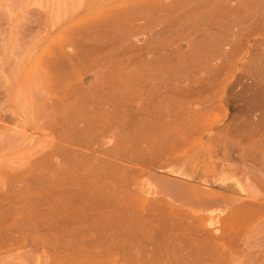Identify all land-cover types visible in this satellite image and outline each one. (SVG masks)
Here are the masks:
<instances>
[{
  "label": "rangeland",
  "instance_id": "1",
  "mask_svg": "<svg viewBox=\"0 0 264 264\" xmlns=\"http://www.w3.org/2000/svg\"><path fill=\"white\" fill-rule=\"evenodd\" d=\"M247 5L0 0V264H264Z\"/></svg>",
  "mask_w": 264,
  "mask_h": 264
},
{
  "label": "bare ground",
  "instance_id": "2",
  "mask_svg": "<svg viewBox=\"0 0 264 264\" xmlns=\"http://www.w3.org/2000/svg\"><path fill=\"white\" fill-rule=\"evenodd\" d=\"M245 3H247L248 5H247V7L248 6H251V8H250V10L251 11H255V12H258V11H262V12H264V0H245ZM247 7H246V9H247ZM263 21L261 20H257V19H253L252 21H251V24H252V26L251 27H246V29L247 30H249V33H246V36L245 37H243L242 39H240V41H239V51H241V50H243V52H242V55H245V54H247L248 52H249V50L250 49H252L251 48V46L255 43L256 45L257 44H260L261 46H262V48H263V51L261 52L262 54L261 55H263L264 56V23H262ZM262 23V24H261ZM250 24V23H249ZM245 30V29H244ZM235 38V37H234ZM234 38H233V40H234ZM235 39H237V38H235ZM235 41V40H234ZM233 41V42H234ZM252 43V45H250ZM192 44V43H191ZM233 45V43L230 45V46H232ZM189 46H191V45H189ZM188 46V47H189ZM229 49H231V47L229 48ZM228 50V49H227ZM178 54V53H177ZM253 55H255V54H253V52L251 53V55L250 56H253ZM256 55H258V54H256ZM255 55V56H256ZM249 56V58H251ZM262 56V57H263ZM242 57V56H241ZM248 58V59H249ZM258 57L256 56V59H257ZM260 58V57H259ZM261 59V58H260ZM262 60V59H261ZM254 62H256V61H254ZM257 63V62H256ZM255 63V64H256ZM261 63V62H260ZM259 63V64H260ZM241 66H246V63L245 62H242L241 63ZM256 66V65H255ZM263 70H264V63H263ZM239 68V67H238ZM248 68L249 67H244V71L243 72H241V73H239L237 76H235L236 77V81H235V84H234V86H233V91L235 92V93H238V95L240 94H245V93H247L248 94V96L250 95V97H248V98H250V100H248L249 102H251V107H250V111L248 112H246V117L245 118H243L242 117V119H245V120H249L250 122H247V123H249L250 125H252V127L253 128H255L256 126H258V125H260V124H264L263 122H264V106H263V110H260L259 109V107L262 105V104H260L261 103V101H262V99L264 98V74H263V72H258L257 74H253V75H251V76H249L248 77V75H245V72H246V70H248ZM255 69V68H254ZM262 70V69H261ZM251 71H249V73H250ZM234 78V77H233ZM239 95V96H240ZM246 96V95H245ZM239 98V97H238ZM144 99V98H143ZM243 99V98H242ZM245 99V98H244ZM255 99H260L261 101H260V103L258 102V104H260L259 106H258V104L257 105H253L252 106V104H254V103H252V101L251 100H255ZM258 100H256V101H258ZM142 101V100H141ZM239 101H241L240 99H239ZM256 101H255V103H256ZM264 101V100H263ZM242 102V101H241ZM254 102V101H253ZM246 103V102H245ZM264 103V102H263ZM139 104V103H138ZM242 107V106H241ZM240 109V111H241V108H239ZM243 110H244V108H243ZM247 110V109H246ZM238 115H239V113H238ZM241 117V116H240ZM239 117V118H240ZM238 118V117H237ZM236 118V119H237ZM235 118H233V120H234ZM244 121V120H243ZM258 128V127H257ZM256 131V130H255ZM112 149V148H111ZM107 151V150H106ZM24 152V151H23ZM84 152V151H83ZM235 152V151H234ZM97 157V156H96ZM105 157V156H104ZM110 157H112V156H110ZM115 158V157H114ZM78 159V158H77ZM107 159H109V158H107ZM105 161H106V158H105ZM109 161V160H108ZM110 161H112V162H114L113 160H110ZM258 162H259V160H258ZM262 163V162H261ZM260 163V164H261ZM103 164V163H102ZM108 164V163H107ZM256 164V165H255ZM260 164H258V165H260ZM253 165L255 166V167H259L260 168V166H257V161H256V163H254L253 162ZM264 166V165H263ZM253 167V166H252ZM258 169V168H257ZM256 169V170H257ZM262 169V168H261ZM249 170L251 171V169L249 168ZM254 170H255V168H254ZM247 171V170H246ZM261 171V170H260ZM263 171H264V169H263ZM263 171H261L260 172V174H258V172H259V170H258V172H257V174H258V176L260 175V178H264V177H262V176H264L263 175ZM247 172H249V171H247ZM241 173H243V172H241ZM246 173V172H245ZM250 174H251V172H249ZM246 174V175H244L245 176V179L248 177V176H253V178H254V176L255 175H250V174ZM235 174V173H234ZM248 175V176H247ZM234 176H236V174L234 175ZM233 176V186H235V185H237L238 183H244V184H246V185H248V184H250L251 185V182H250V180H249V178H248V180H246L245 181V179H241V178H243L242 176V174H240V179L242 180V181H240V179H239V181H236L237 182V184H236V182H235V180H237V179H235V177ZM152 177V176H151ZM149 178H150V176H149ZM148 178V179H149ZM237 178V177H236ZM252 178V179H253ZM256 178V177H255ZM151 179V178H150ZM258 179V178H257ZM257 179H255V180H257ZM152 180H153V177H152ZM168 180V178L167 177H164L163 175L162 176H156L155 175V178H154V182H150V185H148L147 187H145L144 189H146V190H156L157 188H159V185H160V183H161V181H167ZM245 182H244V181ZM259 180V179H258ZM250 182V183H248V182ZM263 181V180H262ZM247 182V183H246ZM260 182V181H259ZM151 183H152V185H151ZM257 183H258V181H257ZM253 184H254V182H253ZM253 184H252V186H253ZM261 184V183H260ZM249 185V186H250ZM262 185V184H261ZM263 185H264V183H263ZM152 186V187H151ZM256 186V185H255ZM259 187H261L260 185H259ZM157 193V192H156Z\"/></svg>",
  "mask_w": 264,
  "mask_h": 264
}]
</instances>
